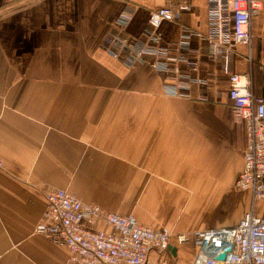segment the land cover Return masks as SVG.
I'll return each mask as SVG.
<instances>
[{
    "label": "crops",
    "instance_id": "1",
    "mask_svg": "<svg viewBox=\"0 0 264 264\" xmlns=\"http://www.w3.org/2000/svg\"><path fill=\"white\" fill-rule=\"evenodd\" d=\"M190 1V11L161 21L163 41L182 25L206 30L207 0ZM162 3L0 0V264H65L69 249L35 230L49 188L173 231L232 226L250 208V190L235 185L245 122L233 114L221 62L194 36L182 53L197 68L177 65L201 81L177 96L164 89L174 74L154 69L153 56L127 66L102 47L112 31L145 39L149 10ZM250 30L229 66L264 97V0ZM253 207L260 214L264 197ZM173 246L180 264L193 258L192 243Z\"/></svg>",
    "mask_w": 264,
    "mask_h": 264
},
{
    "label": "built area",
    "instance_id": "2",
    "mask_svg": "<svg viewBox=\"0 0 264 264\" xmlns=\"http://www.w3.org/2000/svg\"><path fill=\"white\" fill-rule=\"evenodd\" d=\"M260 2L207 0L206 30L182 25L179 37L165 42L157 31L161 21L174 20L190 11L192 4L190 0H164L149 10L145 39L112 31L102 41L103 49L127 66L144 63L147 55L153 56L150 64L154 69L174 74L164 89L177 96H189L191 82L201 81L181 72L177 65L184 61L190 69L197 68L199 60L182 53L190 48L194 36L209 49L210 59L221 62L228 74L227 93L233 114L245 122L244 163L235 185L250 190V208L232 226L173 231L140 223L130 213L107 211L67 189L49 188L45 191V212L35 230L69 249L65 264H180L171 246L185 243H192L195 253L184 264H264V210L256 214L253 209L255 200L264 197V97L253 92L247 74L231 71L229 66L237 44L250 46L251 15ZM130 14L121 12L116 22L124 25ZM97 219L106 221L110 228L96 227ZM221 253L224 257L218 258Z\"/></svg>",
    "mask_w": 264,
    "mask_h": 264
},
{
    "label": "water",
    "instance_id": "3",
    "mask_svg": "<svg viewBox=\"0 0 264 264\" xmlns=\"http://www.w3.org/2000/svg\"><path fill=\"white\" fill-rule=\"evenodd\" d=\"M171 251L174 253L175 251V247L174 246H171ZM224 257V253H221L218 255V258H223Z\"/></svg>",
    "mask_w": 264,
    "mask_h": 264
}]
</instances>
